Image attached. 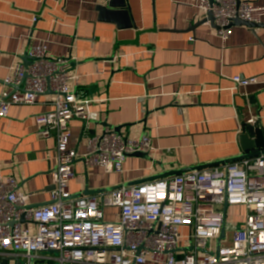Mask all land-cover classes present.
Masks as SVG:
<instances>
[{
  "label": "crops",
  "instance_id": "crops-1",
  "mask_svg": "<svg viewBox=\"0 0 264 264\" xmlns=\"http://www.w3.org/2000/svg\"><path fill=\"white\" fill-rule=\"evenodd\" d=\"M245 1L264 5V0ZM199 2L0 0V81L17 64L29 66L31 48L44 43L49 57L70 60L80 95L99 100L88 107L97 120L86 126L72 120L71 149L82 156L89 136L119 126L127 138H151V159L128 156L123 173H106L78 158L69 182L73 196L87 188L109 190L88 195L100 198L163 172L248 154L240 137L256 123L264 148V22L255 30L233 25L224 44L213 24L199 23L206 17ZM235 76L257 77L260 83L233 89ZM51 95L13 105L0 117V176H13L34 207L49 203L53 189L55 141L35 133V117L51 109ZM224 211L226 226L245 223V206L227 204ZM106 214L108 220L119 218L114 208ZM23 227L35 231L31 222ZM232 241L233 231L226 227L222 243Z\"/></svg>",
  "mask_w": 264,
  "mask_h": 264
},
{
  "label": "built area",
  "instance_id": "built-area-1",
  "mask_svg": "<svg viewBox=\"0 0 264 264\" xmlns=\"http://www.w3.org/2000/svg\"><path fill=\"white\" fill-rule=\"evenodd\" d=\"M199 8L205 16L212 12L224 44L235 20L264 22V5L245 0H200ZM29 57V66L17 64L0 81V117L13 105L35 104L39 96L52 94L51 109L35 117V133L55 141L53 189L49 203L31 207L30 194L18 191L16 179L0 176V257L12 258L7 264H264V155L123 184L100 198L74 197L69 182L78 158L106 173H123L128 155L151 152V138H127L108 129L89 136L80 156L68 145L71 122L86 126L97 120L88 107L99 100L80 95L79 77L69 73L70 60L49 57L44 43L33 46ZM232 81L233 89L260 83L257 77L235 76ZM226 204L246 207L242 226H226ZM113 208L119 218L106 219V210ZM23 222L33 223L35 231ZM226 227L233 231L230 245L217 241Z\"/></svg>",
  "mask_w": 264,
  "mask_h": 264
},
{
  "label": "water",
  "instance_id": "water-1",
  "mask_svg": "<svg viewBox=\"0 0 264 264\" xmlns=\"http://www.w3.org/2000/svg\"><path fill=\"white\" fill-rule=\"evenodd\" d=\"M211 3L213 2V0H209ZM205 22H210L211 24H213L215 27V21H214V17L212 12H209L206 17L200 21L199 23H205ZM233 25H244L247 26L249 28H252L253 30H255V28L259 27L260 24H253V23H249V22H244L241 20H235L233 22ZM217 28V27H216ZM30 60H33L31 57H28ZM259 126L258 123H256L255 125H249L246 126V133H244L243 135H241L240 139H241V143L243 144V151H249L250 153L248 154H240L239 156H236L234 158H230V159H226V160H221L218 162H214L212 164H207L204 166H197L194 168H188V169H182V170H173V171H167V172H163L162 174H158V175H154V176H150L147 178H144L142 180H139L138 182H133V183H129V184H125L127 186H132V185H137V184H143V183H147V182H152L155 181L157 179H167L176 175H180V174H184V173H188V172H192V171H196V170H201V169H205L208 167H215L218 166L219 164H229L231 162H235V161H239V160H243V159H252V158H256L258 156L264 155V148H260L259 146V136H256V132H255V128H257ZM116 133L120 134L121 132V127H114L112 128ZM252 137V138H251ZM252 139V140H251ZM128 156H137V157H142V158H148L151 159L149 157V153L148 152H135L133 154H130ZM121 186H118L116 188H112L111 190L117 189ZM105 191H109V190H89V188H87L84 192L77 194V196L74 197H80L82 195H93V194H97V193H104ZM227 206V204L225 205V207ZM31 207H34L31 205ZM22 221H24L22 219ZM225 236V229L222 230L220 238L217 240L218 243H220V241L224 238ZM193 246L190 247V249H192ZM1 250V247H0ZM49 253H56L55 251H49ZM10 260H12V258L9 257H0V264H7ZM17 261L19 262V260L17 259Z\"/></svg>",
  "mask_w": 264,
  "mask_h": 264
},
{
  "label": "rangeland",
  "instance_id": "rangeland-1",
  "mask_svg": "<svg viewBox=\"0 0 264 264\" xmlns=\"http://www.w3.org/2000/svg\"><path fill=\"white\" fill-rule=\"evenodd\" d=\"M56 264H58V263H56Z\"/></svg>",
  "mask_w": 264,
  "mask_h": 264
}]
</instances>
